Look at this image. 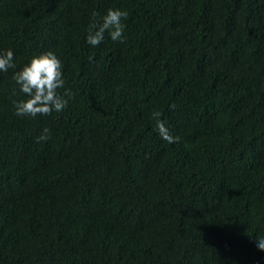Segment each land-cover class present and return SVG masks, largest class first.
I'll list each match as a JSON object with an SVG mask.
<instances>
[{"label":"trees","instance_id":"1","mask_svg":"<svg viewBox=\"0 0 264 264\" xmlns=\"http://www.w3.org/2000/svg\"><path fill=\"white\" fill-rule=\"evenodd\" d=\"M109 8L123 43L92 46ZM8 49L0 264H264V0H0ZM49 50L73 96L18 116L13 76Z\"/></svg>","mask_w":264,"mask_h":264},{"label":"clouds","instance_id":"2","mask_svg":"<svg viewBox=\"0 0 264 264\" xmlns=\"http://www.w3.org/2000/svg\"><path fill=\"white\" fill-rule=\"evenodd\" d=\"M127 18V12L120 8H109L101 21L90 28L87 35V42L92 46H98L104 39L107 31L113 41L123 43L125 25L123 20ZM89 59H92L91 57ZM14 53L11 49L0 52V71L6 72L9 68H15L13 63ZM13 79L19 85V90L25 98L13 100V105L18 116H29L32 118L38 115L48 116L53 112H62L68 105V99L73 96L70 89H64L63 94L58 89L64 88L62 64L53 51L33 55L30 62L15 72ZM171 107H175L172 105ZM159 112H153V120L161 138L169 143L178 142L180 137L173 136L169 128L160 119ZM48 129L45 128L37 141H46ZM256 245L264 250V236L256 237Z\"/></svg>","mask_w":264,"mask_h":264}]
</instances>
